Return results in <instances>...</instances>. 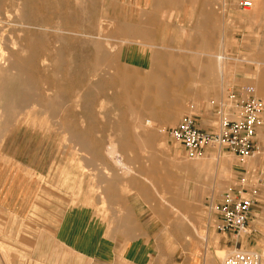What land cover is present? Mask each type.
I'll return each instance as SVG.
<instances>
[{
  "label": "rangeland",
  "instance_id": "rangeland-1",
  "mask_svg": "<svg viewBox=\"0 0 264 264\" xmlns=\"http://www.w3.org/2000/svg\"><path fill=\"white\" fill-rule=\"evenodd\" d=\"M55 1L56 0H36V3L38 2V5H40L41 7L40 9L42 10L41 15L43 16L42 17L43 20L47 18L48 21L51 20L52 22L51 21L48 22L47 19H45L44 20L45 22L44 21L43 22L44 24H46V26H42L41 25L42 19L40 22L35 18H31L30 20L31 22L35 23V25L34 23L31 25L33 26L32 30L35 31L33 32V34L32 33L30 34L32 36L37 35L38 34L37 32L40 29H43L39 31L38 35H41L44 39L43 48L38 51L39 53L41 52V54L37 52L36 55V59H37V60L35 59L36 66L34 65V67H31L30 69H27L23 72V75L25 74L24 76L33 79V82L29 88L33 92V94L36 95L37 97H34L26 102L24 101L21 102L18 100L8 101L9 96L17 97L21 95L22 90L16 87L15 85H11V83H9L11 76L17 73L16 70L14 69L8 71L0 70V109H1L0 113L6 111L4 112V115L3 114L0 115V121H1L0 152L3 151L10 152V154L23 153L26 155L27 159L30 161L31 164H33L34 167L35 165H37L36 168L37 170L33 167V170L37 174V185H38V191L35 196L34 204L32 206V210L34 214L39 209H50L54 211L53 213L55 215H57L59 212L63 211L64 208L75 206L77 204L96 206L100 211L107 214L110 213L111 210L120 211V209L128 203L131 204L146 203L148 206H150L151 208H155L159 212L165 211L171 215L170 219H172L171 221L173 223V240H172L173 264H188V257L190 256L188 253L189 250H191L192 248L194 250V254L196 253L198 254V256L205 258L207 262L206 264H209L208 262H210V264H221L223 259L217 260L214 258L215 260H210V255L213 256L216 253V250L218 251L219 249H221L225 251L224 252L225 253L224 257H225L229 252H231L234 249L233 246L234 240H232V246H231L228 239L222 238L219 234L215 232L216 215L210 208L209 203H213V204L217 203L218 199L216 198V195L231 187V183L233 185L234 180L236 179V172L233 169L234 165L236 164V160L228 151L219 148H211L206 152V154L203 157L197 159L188 158L184 154L182 146L176 143L175 141H173L167 134V129L175 126L177 122L184 115L195 114L196 110L200 108L202 101H206L211 97V95H208L209 90L200 87V85H202V80L200 78L198 79L197 73H194L192 75V78H190L189 82L187 83L184 81L182 82L185 86L187 84L193 86L192 88L186 87L188 95L185 94L186 93V89H184L185 87L173 89L171 90V95L168 97L169 99L166 98L165 99L166 102L165 101L163 102L165 104L162 103L163 105H161L162 106L161 108L160 106H158L160 109L157 107L160 110V112H158L155 116H148V115L144 116V119L146 120L145 121L146 127L147 128L150 127L152 131L150 133L154 138L153 145L151 147H148L144 145L142 140H137V144L134 143L135 145L124 146L123 143L125 142L127 143L129 141L132 142L131 134L137 136L138 134H140V132L135 133V130L134 132L124 131V125H125L124 122H126L128 118H125L124 116V108L121 101L119 100V98L117 99L116 97H114L116 96L113 95L114 90L110 88L112 87L113 77L116 75V73H124L127 71L126 72L127 75L132 74L134 77H139L141 75L145 76L150 69L149 65L146 66V68L144 69H140L132 65L131 63L126 62L124 58V53L130 47H132L135 42L140 43V41L138 39L135 40L133 36L134 20L136 19L137 22L139 21L140 10L135 9L133 7L134 5L133 0H71V2L70 0L69 1L57 0L56 3ZM205 1L208 2L209 4H212L215 7L213 11L220 17L219 18L220 24L218 25L220 31L219 36L224 37L225 39L224 41L226 44L228 42L227 41L228 38L231 37L233 30V26L230 25L229 16L227 15V12L229 11L227 7L229 4H232V2L239 3L240 5V2L243 0H205ZM250 1H252V7L245 8L243 12H249L252 14L255 13L256 17L254 15L252 17H254L255 20H257L258 29L252 33L253 40L251 44L253 47L248 49L247 52L244 54L232 56V59L235 60L234 67H232V75L241 73V76H239V78L241 79L232 81L231 83H229L230 85H246V84L252 85L250 81L251 80L250 77L253 78L255 70L257 69L258 66L264 67V59H263L264 58V17L262 18V20L260 19L261 15L262 14L264 15V0H257L259 3L256 0H255L256 2L254 0H250ZM23 3L24 0H0V17L5 18L3 19V21H5L3 23H5L7 27L3 33L6 34L4 35L5 38H7L6 40L8 45H11L10 43L11 40L17 39L14 40L16 42V45L13 48L14 51L17 50L18 52L17 59H20V57L24 53L23 51L21 52L19 46V44L21 45L20 36H22V34L20 33H22L21 31L25 27V24L21 19L24 8ZM27 3H28L27 5L28 7H30L33 10L36 9L34 1L27 0ZM49 5L51 6V8ZM74 7L76 8L74 9ZM82 7L84 10L81 9ZM85 10H86V14H85ZM48 12H50L49 15H47ZM62 15L63 16L66 15V16L63 17ZM66 18L67 20L65 21ZM142 18H143V14H142ZM92 19L95 20L93 21ZM16 21H18V23ZM71 21L74 22L73 23L74 25L71 23ZM99 21L110 22L111 26L112 27L114 26V28L119 26V30L117 33H113V34L111 33L110 35V30L113 29L112 27L109 28V31L104 30L102 31V33L101 32L100 33L102 35L101 37H105L109 39L108 42L111 43V45H114L115 47L120 46L121 49L117 54L113 50L109 51L110 54L109 59L112 63L113 68L110 71H108V73H98L96 78V76L94 77L92 75L93 71L91 70L90 67L91 60L94 55L93 43H98L102 46V48L104 47L105 50L107 51L109 50V48L106 45H104L105 44L104 40H102L101 38L99 39L98 36L99 31L97 30V23ZM62 22L63 23L65 22L68 25L75 26L74 28L76 29V31L75 33L73 32V34L75 35L68 34L67 31L66 33L65 31H58L57 24L62 25L63 24ZM85 22H87L86 23L87 25L90 24L89 26L91 28L89 26L87 27V25L84 24ZM50 23L52 24L50 25ZM112 23L114 25H112ZM82 24L86 28L85 29L86 31H88L89 33L91 32L89 36L92 38L88 37V35L87 38L85 35L83 36V34H81L84 28ZM166 28H167L166 32L158 33L156 40H153L151 42L152 46L150 51H155V52L165 51L166 53H168L170 57H167L166 59L168 60L165 62L170 63L171 68L177 70L182 68V66L180 65L185 66V64L181 61L182 58L179 56V54H181L180 51L182 50V42L186 40L188 33L185 29L179 26L172 25V26H166ZM14 29H15V33H14ZM58 33L59 35L64 36L63 37L64 39L61 42L55 41L56 36H59ZM74 36H78V37H74ZM65 37H67V39ZM72 38L73 41H71ZM51 42L52 43L54 42L55 44L54 43L51 44ZM71 42L73 44H71ZM74 42L77 44H75ZM60 43L61 45L62 44L63 45L61 46ZM83 43L85 44V47ZM146 44L149 45L150 41L146 42ZM161 45L163 46L161 47ZM56 48H61L59 50L61 53L63 52V54L61 55H63L64 57L62 56V58L72 68V69L70 68V71L68 70H67L68 72L54 71L53 60L56 55L55 53ZM70 49L73 50L70 51ZM225 49L226 47L224 45V49L223 48L219 49L217 52L214 53L213 56L214 58H211L214 64H215V58H218L219 54L223 55L226 58L223 62L224 64L222 63L223 60L220 59V63L222 64H220L219 69L217 68L218 70L215 69V76L217 79L220 73L223 76H225V74L227 76L230 73L229 72L230 69L226 67L229 64V60L227 58H229L230 56L228 54V50ZM195 51L196 50L190 51V54L196 56L197 51L196 52ZM176 53L178 55L173 56V54ZM47 58L50 59L48 60ZM165 62L163 61L162 63ZM72 64L74 65V67ZM175 72L176 73H173L172 76H180L181 74L180 71H175ZM65 77L68 78V82L66 81L67 78L65 79ZM104 77L105 79H103ZM110 77L112 80L109 79ZM61 78L64 79V81ZM46 79L47 80L49 79V81H46ZM86 80L87 82L84 83V81ZM242 80L244 81L246 80V81L244 82ZM70 81L71 82L74 81V82L70 83ZM62 83L64 85H62ZM71 84H73L72 86L75 89L71 87ZM84 86H86L84 91L85 95L82 96L84 98L81 97L79 101H76L75 95L79 94V91L83 92L82 90L84 89ZM59 87H61V89ZM78 88L80 89L82 88V89L78 90ZM68 89L71 90L68 92ZM191 89L193 92L191 91ZM103 90L105 91L103 92ZM106 90H108V93ZM59 91L63 96L62 101H64L62 102L61 106L53 103L52 100V98ZM217 91H215V93H217ZM47 93L50 94V96L52 97H50ZM87 93L89 94L93 93L94 95L93 94L89 95ZM223 93L225 94L224 91ZM256 93L258 92L255 91V94ZM85 96L86 97L88 96L87 98L90 97V99H87ZM257 96L264 101V97L262 95L259 94ZM213 97H220V95L215 94ZM80 101L83 102L80 103ZM109 101L111 103H108ZM170 101L171 102L179 101L180 104H182L181 108L173 110L171 115H169L170 110L172 109ZM89 102L91 105L89 104ZM79 103L80 106H82L81 108L79 105H77ZM93 103L94 105H92ZM62 107L64 109L62 115L65 117V121L69 122L68 123L69 127L73 129L76 128L77 131L81 130L86 132H67L60 129L59 117ZM110 107L112 108V112ZM117 109L120 111H117ZM37 111H38V115H37ZM88 113H90V115H88ZM83 114H87V116ZM3 120H6V122ZM2 121L6 123L5 127ZM108 125H110V127ZM100 126L101 128L107 127V129L102 128L103 129L102 130ZM135 126L138 127L139 124L136 123ZM2 127L5 129H3ZM117 127L118 129H116ZM111 128L115 130L113 131ZM261 128L262 129H260L257 138L262 147V151L254 159L248 160L245 166L247 168V173L242 175L243 177L245 176L246 182L249 185L257 187V191L255 193V198L257 201H256V206L252 210V215L249 218L247 233L243 234L241 238H239V243L242 245L243 250L254 251L258 253L260 256L264 250V124L262 125ZM74 133L79 135L81 138H83L82 140L84 142L87 141L85 142V144L87 145L85 151L78 150V146L73 140V135H75ZM87 136H90V138H88ZM96 142L99 145L100 144L101 145L98 146ZM111 142H113V145L115 146V147L113 146L114 151L112 155L109 154L108 152L109 148H111L112 145ZM120 144L122 146H120ZM95 146H97L98 148ZM119 146L121 147V149ZM88 149L90 153L88 152ZM84 152L87 153L84 154ZM213 156L214 157L217 156L222 159L223 162H221L220 166L210 167L207 164L208 163L207 161L211 159V157ZM115 157L117 160H121L123 158L121 161H123V164L125 163L127 165L124 164L125 167L122 165H118L115 162ZM124 160H126V162ZM180 162H182L183 164L182 163L179 164ZM126 166H128V169H131L133 172H135V174L131 170H125L127 168ZM201 171L204 172L203 178H200L199 176L197 177L195 175L197 172L200 173ZM217 171L220 172L217 173ZM156 173H158L159 175H157ZM215 173L218 174L217 179L215 177L217 174ZM173 174L176 177H174ZM136 175L137 178L135 177ZM138 175L142 178L138 177ZM172 179L174 181H172ZM166 182H169V185ZM127 184L130 185V187L131 185L146 186L147 191L150 194V200L149 201L146 200L145 199L146 197H144L143 194H140L138 192H132V193L128 191L126 192V190H129L130 188V187L127 188ZM164 184L165 186L163 187ZM185 228L188 229L191 236L194 238H190L188 237L189 235H185L184 233H182V230H184ZM193 230L196 231V234L193 233L194 232ZM197 232L199 234L198 236H197ZM186 237L190 239L189 242L187 240L185 241ZM204 239L206 240L204 241ZM11 252L12 251L6 248L4 245H0V256L4 260L5 258L11 256ZM13 252H15V250H13ZM30 260L31 259H29V261ZM158 260L159 259H157L155 263L152 264H158ZM33 264L36 263L34 262Z\"/></svg>",
  "mask_w": 264,
  "mask_h": 264
},
{
  "label": "crops",
  "instance_id": "crops-1",
  "mask_svg": "<svg viewBox=\"0 0 264 264\" xmlns=\"http://www.w3.org/2000/svg\"><path fill=\"white\" fill-rule=\"evenodd\" d=\"M133 3V7L140 10V19L138 22L135 19L133 26L134 39H138L140 43L135 42L124 53L125 61L140 69L150 66L154 53L149 47L152 44L147 45L146 42L156 40L158 33L167 31L166 26L173 25L185 29L188 34L182 42L179 54L185 64L182 65L184 69L182 68L181 72L186 78L184 82H189L194 73H199L198 79H202L200 87L209 90L208 95H211L208 100L202 101L194 114L199 117V126L207 128V122L212 117V101L225 99L231 90H237L240 86L252 87L248 84L229 83L241 79V73L232 75L235 61L232 56L244 54L253 47L252 33L258 29L257 20L252 17L255 14L243 12L239 3L229 4L227 15L233 30L225 44L224 37L219 36L220 17L213 11L215 7L205 0H133ZM263 17L262 14L260 19ZM152 24L153 27L156 25L154 31ZM206 29L210 33H207ZM224 45L230 56L226 66L230 73L223 76L219 72L217 79V67L211 58H214V53L219 49H224ZM194 50L197 51L196 56L189 53ZM157 53L159 58L170 57L165 51ZM253 89L255 91L254 87ZM215 94L220 97H213ZM233 157L236 160L233 168L236 179L231 186L236 185L238 178L247 173L245 166L248 160H251L239 161ZM33 167L23 153L0 152V245L12 251L11 256L5 260L0 256V264H152L157 259L158 264H173V223L168 212H159L146 203H128L120 211L111 210L107 214L96 206L82 204L64 208L57 215L50 209H39L34 214L32 206L38 185ZM34 168L36 169L37 165ZM195 175L203 178L204 172H197ZM129 187L127 184V188ZM140 187L131 185L126 192H138L149 201L147 187ZM223 192L216 195L218 201ZM215 232L217 233L216 229ZM219 235L227 239L222 234ZM188 254V264L207 263L204 257L194 254L193 248Z\"/></svg>",
  "mask_w": 264,
  "mask_h": 264
},
{
  "label": "bare ground",
  "instance_id": "bare-ground-1",
  "mask_svg": "<svg viewBox=\"0 0 264 264\" xmlns=\"http://www.w3.org/2000/svg\"><path fill=\"white\" fill-rule=\"evenodd\" d=\"M32 1H34L35 2V8L36 9H31L30 7H28L27 5H28V3H27V0H24V8H23V13H22V16H21V19H22V21H23V23L25 24V27H24V29L21 31L22 33H20V34H22V36H20L21 37V45L19 44V46H20V49H21V52L23 51L24 53H23V55L20 57V59H17V55H18V52H17V50L16 51H14L13 50V48L15 47V45H16V42L14 41V40H17V39H14V40H11L10 41V43H11V45H8L7 44V38H5V33H3L4 32V30L7 28L6 27V25H5V23H3V22H5V21H3V19H5L4 17L3 18H1L0 17V70H2V71H8V70H12V69H14V70H16L17 71V73L15 74V75H13V76H11V79L9 80V83H11V85H15L16 87H18V88H20L22 91H21V95H19V96H9L8 97V101L9 100H11V101H14V100H18V101H21V102H26V101H29V100H31L32 98H34V97H37L36 95H34L33 94V92L30 90V85L32 84V82H33V79H31V78H28L27 76H24L23 75V72L25 71V70H27V69H30L31 67H34V65H35V63H36V55H37V52L39 51V50H41L42 48H43V43H44V39H43V37L41 36V35H38L39 34V31H41V30H43V29H40L37 33V35H31L30 33H32L33 34V32L35 31H33L32 30V27L33 26H31L34 22H31L30 20H31V18H35L36 20H39V22L41 21V19H42V21H41V25L42 26H46V24H44V20L45 19H47V18H45L44 20H43V16L41 15L42 13H41V7H40V5H38V2L36 3V0H32ZM57 1V0H56ZM56 1H55V3H56ZM64 1V0H63ZM69 1V0H68ZM255 1V0H254ZM257 1V0H256ZM255 1V2H256ZM22 2V1H21ZM70 2H71V0H70ZM73 2V1H72ZM258 2V1H257ZM9 3V2H8ZM54 3V2H53ZM59 3V2H58ZM78 3V2H77ZM259 3V2H258ZM261 3V2H260ZM21 4V3H20ZM61 4H62V2H61ZM81 4V3H80ZM80 4H78V5H80ZM157 4V3H156ZM206 4V3H205ZM6 5V4H5ZM19 5V4H18ZM17 5V6H18ZM29 5H31V4H29ZM45 5V4H44ZM51 5V4H50ZM49 5V6H50ZM75 5H76V3H75ZM77 5V6H78ZM83 5V4H82ZM15 6V5H14ZM16 6V7H17ZM68 6V5H67ZM76 6V7H77ZM93 6H94V4H93ZM155 6V5H154ZM211 6V5H210ZM255 6V5H254ZM59 7V6H58ZM63 7V6H62ZM73 7V6H72ZM76 7H74V9L76 8ZM86 7V6H85ZM250 7H252V1H251V6ZM258 7V6H257ZM3 8H4V6H3ZM47 8V7H46ZM50 8H51V6H50ZM64 8H66V7H64ZM14 9V8H13ZM19 9V8H18ZM54 9V8H53ZM56 9V8H55ZM58 9V8H57ZM62 9V8H61ZM73 9V10H74ZM79 9V8H78ZM81 9H83V7L81 8ZM86 9V8H85ZM255 9V8H254ZM66 10V9H65ZM84 10V9H83ZM244 10V9H243ZM253 10V9H252ZM260 10H261V8H260ZM4 11V10H3ZM3 11H2V13H3ZM51 11V10H50ZM64 11V10H63ZM77 11V10H76ZM156 11V10H155ZM158 11V10H157ZM7 12H8V10H7ZM12 12V11H11ZM55 12V11H54ZM72 12V11H71ZM74 12V11H73ZM49 13L50 12H48V14L47 15H49ZM57 13H58V11H57ZM82 13V12H81ZM52 14H53V12H52ZM74 14V13H73ZM85 14H86V10H85ZM152 14H154V13H152ZM161 14V13H160ZM255 14V13H254ZM257 14V13H256ZM260 14V13H259ZM4 15V14H3ZM84 15V14H83ZM6 16V15H5ZM60 16H61V13H60ZM63 16V15H62ZM64 16H66V15H64ZM63 16V17H64ZM74 16H76V15H74ZM74 16H73V18H74ZM89 16H90V14H89ZM94 16V15H93ZM92 16V17H93ZM213 16V15H212ZM7 17V16H6ZM52 17V16H51ZM83 17V16H82ZM208 17V16H207ZM256 17V16H255ZM53 18V17H52ZM77 18V17H76ZM86 18V17H85ZM145 17H143V19H144ZM147 18V17H146ZM202 18H203V16H202ZM10 19H12V18H10ZM51 19V18H50ZM55 19H56V17H55ZM63 19V18H62ZM71 19H72V17H71ZM80 19V18H79ZM78 19V20H79ZM89 19V18H88ZM139 19H140V17H139ZM258 19V18H257ZM9 20V19H8ZM33 20V19H32ZM60 20V19H59ZM64 20V19H63ZM62 20V21H63ZM67 20V18L65 19V21ZM93 20V19H92ZM95 20V19H94ZM93 20V21H94ZM7 21V20H6ZM19 21V20H18ZM18 21H16L17 23H18ZM44 21V22H43ZM47 21H48V19H47ZM49 21H51V20H49ZM48 21V22H49ZM58 21V20H57ZM199 21V20H198ZM20 22V21H19ZM52 22V21H51ZM77 22V21H76ZM112 22V21H111ZM164 22V21H163ZM205 22V21H204ZM22 23V24H23ZM58 23V22H57ZM59 23H60V21H59ZM63 23V22H62ZM71 23L73 24L74 22H72L71 21ZM70 23V24H71ZM87 22H85L84 24H86ZM114 23V22H113ZM112 23V25H114ZM150 23V22H149ZM8 24V23H7ZM38 24V23H37ZM52 23H50V25H51ZM79 24V23H78ZM95 24V23H94ZM117 24V23H116ZM129 24V23H128ZM147 24V23H146ZM34 25H35V23H34ZM40 25V24H39ZM74 25V24H73ZM73 25H68L67 23H63L62 25H58L57 24V29H58V31H65V33H66V31L68 32V34H73V32L75 33V31H76V29L74 28L75 26H73ZM80 25V24H79ZM87 25V24H86ZM90 24H88L87 25V27L89 26ZM54 26H55V24H54ZM82 26H83V24H82ZM110 26V27H109ZM146 27H150V25L149 26H147V25H145ZM156 26V25H155ZM154 26V27H155ZM77 27H78V25H77ZM81 27V26H80ZM84 27V26H83ZM90 27V26H89ZM112 26H111V23L110 22H107V21H99L98 23H97V30L99 31V33H98V36H99V39L101 38L102 40H104V42H105V44L104 45H106L108 48H109V50L107 51V50H105L104 49V47L102 48V46L100 45V44H98V43H93L94 45H93V48H94V55H93V58H92V60H91V65H90V67H91V70L93 71V76L95 77L96 76V78H97V75H98V73H108V71H110L113 67H112V63H111V61H110V59H109V57H110V54H109V51L110 50H113L116 54L119 52V50L121 49L120 48V46L119 47H115L114 45H111V43H109L108 41H109V39L108 38H105V37H101L102 35H101V33H102V31H104V30H108L109 31V28H111ZM151 27H153V24H152V26ZM153 27V28H154ZM12 28H14V27H12ZM91 28V27H90ZM113 29L112 30H110V35H111V33L113 34V33H117L118 32V30H119V26L118 27H116V28H114V26L112 27ZM157 28V27H156ZM19 29V28H18ZM51 29H52V27H51ZM56 29V28H55ZM86 28L84 27L83 28V31L81 32V34H83V36L85 35L86 37H87V35H88V37H90L89 35H90V33L88 32V31H86L85 30ZM89 29V28H88ZM81 30V29H80ZM115 30H116V32H115ZM155 30V28L154 29H152V31H154ZM9 31V30H8ZM18 31V30H17ZM37 31V30H36ZM57 31V30H56ZM93 31V30H92ZM95 31V30H94ZM151 31V32H152ZM206 31H207V29H206ZM20 32V31H19ZM48 32V31H47ZM51 32V31H50ZM69 32H72V33H69ZM101 32V33H100ZM156 32V31H155ZM203 32V31H202ZM14 33H15V29H14ZM41 33V32H40ZM49 33V32H48ZM89 33V34H88ZM108 33V32H107ZM153 33V32H152ZM204 33V32H203ZM207 33H210V32H208L207 31ZM212 33V32H211ZM5 34V35H4ZM13 34V33H12ZM19 34V33H18ZM80 34V33H79ZM154 34V33H153ZM48 35V34H47ZM51 35V34H50ZM58 35H59V33H58ZM73 35H75V34H73ZM94 35V34H93ZM210 35V34H209ZM206 36V35H205ZM11 37H13V36H11ZM16 37H17V35H16ZM64 36L63 35H59V36H56V39H55V41L56 42H61L64 38H63ZM73 37V36H72ZM74 37H78V36H74ZM87 37V38H88ZM109 37H111V36H109ZM66 39H67V37H65ZM69 38H71V37H69ZM90 38H92V37H90ZM96 38V37H95ZM111 38H113V37H111ZM195 38V37H194ZM207 38V37H206ZM211 38V37H210ZM209 38V39H210ZM215 38V37H214ZM9 39V38H8ZM94 39V38H93ZM120 39H122V38H120ZM212 39V38H211ZM49 40V39H48ZM71 40V39H70ZM85 40H87V39H85ZM213 41H214V39H212ZM53 41V40H52ZM69 41V40H68ZM71 41H73V38H72V40ZM90 41V40H89ZM98 41V40H97ZM111 41V40H110ZM115 41V40H114ZM125 41V40H124ZM194 41L196 42L197 40H195L194 39ZM18 42H19V40H18ZM67 42V41H66ZM92 42H93V40H92ZM99 42V41H98ZM199 42V41H198ZM50 43V42H49ZM54 43V42H53ZM52 42H51V44H53ZM65 43V42H64ZM75 43V42H74ZM85 43V42H84ZM83 43V44H84ZM116 43V42H115ZM209 43H211V42H209ZM55 44V43H54ZM67 44V43H66ZM71 44H73L72 42H71ZM70 44V45H71ZM75 44H77V43H75ZM151 44V43H150ZM197 44V43H196ZM211 44H213V43H211ZM60 45H61V43H60ZM63 45V44H62ZM61 45V46H62ZM122 45V44H121ZM154 45H156V44H154ZM167 45V44H166ZM166 45H164V46H166ZM45 46H46V44H45ZM50 46V45H49ZM90 46V45H89ZM163 45H161V47H162ZM84 47H85V44H84ZM146 47V46H145ZM149 47H151V46H149ZM159 47V46H158ZM157 47V48H158ZM169 47V46H168ZM195 47V46H194ZM218 47V46H217ZM54 48V47H53ZM52 48V49H53ZM66 48H67V46H66ZM69 48H71V47H69ZM186 48V47H185ZM59 49H61V48H56V55H55V58H54V60H53V69H54V71H56V72H59V71H66V72H68V71H70V68H71V66H69L65 61H64V59L62 58V56L63 55H61V54H63V52L61 53L60 52V50ZM88 49V48H87ZM86 49V50H87ZM90 49V48H89ZM166 49V48H165ZM175 49V48H174ZM177 49V48H176ZM73 50V49H72ZM71 49H70V51H72ZM153 50V49H152ZM181 50V49H180ZM192 50V49H191ZM198 50V49H197ZM92 51V50H91ZM174 51V50H173ZM177 51V50H176ZM199 51V50H198ZM175 52V51H174ZM181 52V51H180ZM189 52V51H188ZM187 52V53H188ZM196 52V51H195ZM39 53V52H38ZM84 53V52H83ZM152 53H154V56H153V60H152V62H151V64H150V69H149V71H148V73L145 75V76H139V77H134L132 74L130 75H127V71L126 72H124V73H116V75L113 77V84H112V87L110 88V89H113L114 90V94L113 95H116V96H114V97H116L117 99L119 98V100L121 101V103H122V105H123V108H124V116H125V118H128V120L126 121V122H124L125 123V125H124V131L125 132H134V130H135V133L136 132H140V134H138L137 136H134L133 134H131V138H132V142H125V143H123L124 144V146H128V145H135V144H137V140H142V142L144 143V145L145 146H148V147H151L152 145H153V143H154V138L152 137V134L150 133V132H152L151 131V129H150V127H146V124H145V119H144V116H155L158 112H160V108L162 107L161 105H163V104H165V103H163L164 101H165V99L166 98H168L170 95H171V90H173V89H177V88H184V84L182 83L186 78H184V76H182V74H180V76H172L173 75V73H176L175 71H180V73L182 72V68L184 67H182V68H180V69H177V70H175V69H173V68H171V66H170V63H166L165 61H167L168 59H166V58H159V57H157L156 56V54H158L157 52H153L152 51ZM151 53V54H152ZM190 53V52H189ZM211 53H213V52H211ZM39 54H41V52L39 53ZM47 54V53H46ZM46 54H44V55H46ZM86 54H88V53H86ZM177 54V53H176ZM66 55V54H65ZM178 55V54H177ZM196 55H197V53H196ZM42 56V55H41ZM90 56V55H89ZM181 56V55H180ZM44 57V56H43ZM47 57V56H46ZM50 57V56H49ZM64 57V56H63ZM164 57V56H163ZM16 58V59H15ZM38 58V57H37ZM67 58V57H66ZM88 58V57H87ZM36 59V60H35ZM40 59V58H39ZM48 59V58H47ZM50 59V58H49ZM48 59V60H49ZM71 59V58H70ZM202 59H203V57H202ZM220 59L221 60H223L222 61V63L224 62V60L226 59L223 55H221V54H219V57L218 58H215V64H216V67L217 68H219V66H220V64H222V63H220ZM228 59V58H227ZM264 59V58H263ZM43 60H44V58H43ZM201 60V59H200ZM200 60H199V62H200ZM204 60V59H203ZM45 61H46V59H45ZM68 61V60H67ZM70 61V60H69ZM165 62V63H162V62ZM208 61V60H207ZM207 61H205V63L207 62ZM69 63V62H68ZM184 63V62H183ZM204 63V62H203ZM41 64H44V63H41ZM74 64V63H73ZM72 64V65H73ZM89 64V63H88ZM224 64V63H223ZM47 65V64H46ZM259 65V64H258ZM36 66V65H35ZM180 66H182V65H180ZM40 67V66H39ZM73 67H74V65H73ZM89 67V68H90ZM50 68H51V66H50ZM86 68H88V67H86ZM117 68V67H116ZM128 68H130V67H128ZM194 68V67H193ZM38 69V68H37ZM72 69V68H71ZM184 69V68H183ZM238 69V68H237ZM68 70V71H67ZM186 70V69H185ZM192 70V69H191ZM86 71V70H85ZM91 71V72H92ZM141 71V70H140ZM194 71V70H193ZM13 72V71H12ZM200 72V71H199ZM252 72V71H251ZM51 73V72H50ZM87 73V72H86ZM89 73V72H88ZM145 73V72H144ZM187 73V72H186ZM186 73H184V74H186ZM42 74V73H41ZM70 74V73H69ZM142 74V73H141ZM251 74H253V73H251ZM47 75V74H46ZM61 75V74H60ZM63 75V74H62ZM86 75H88V74H86ZM100 75V74H99ZM198 75H199V73H198ZM197 75V76H198ZM203 75V74H202ZM42 76V75H41ZM103 76V75H102ZM110 76V75H109ZM108 76V77H109ZM186 76V75H185ZM187 76H189L188 74H187ZM196 76V75H195ZM92 77V76H91ZM108 77H107V79H108ZM202 77V76H201ZM62 78H63V76H62ZM61 78V79H62ZM67 77H65V79H66ZM85 78V77H84ZM99 78H101V77H99ZM58 79V78H57ZM60 79V80H61ZM71 79H73V78H71ZM70 79V80H71ZM103 79H105V77L103 78ZM102 79V80H103ZM106 79V80H107ZM110 80H112L111 79V77L109 78ZM189 79V78H188ZM201 79V78H200ZM250 81H251V84L253 85L252 87H254L256 90L255 91H257L260 95H262L263 97H264V67H257V69L255 70V73H254V76H253V78L252 77H250ZM63 81H64V79H62ZM82 80H83V78H82ZM81 80V81H82ZM93 80V79H92ZM92 80H90V81H92ZM99 80V79H98ZM202 80V79H201ZM46 81H49V79L47 80L46 79ZM58 81V80H57ZM56 81V82H57ZM67 82H68V78H67V80H66ZM204 81V80H203ZM242 81H244V80H242ZM246 81V80H245ZM244 81V82H245ZM74 82V81H73ZM73 82H71L70 81V83H73ZM83 82V81H82ZM81 82V83H82ZM85 82H87V80L86 81H84V83ZM187 82V81H186ZM198 82V81H197ZM39 83V82H38ZM95 83V82H94ZM94 83H93V85H94ZM109 83V82H108ZM111 83V82H110ZM204 83V82H203ZM92 84V83H91ZM100 84V83H99ZM104 84V83H103ZM107 84V83H106ZM55 85V84H54ZM62 85H64L63 83H62ZM65 85H66V83H65ZM73 84H71V87H73L72 86ZM75 85V84H74ZM81 85V84H80ZM80 85H79V87H80ZM105 85V84H104ZM110 85V84H109ZM188 85V84H187ZM35 86V85H34ZM43 86V85H42ZM57 86H58V84H57ZM60 86V85H59ZM70 86V85H69ZM76 86V85H75ZM77 86H78V84H77ZM82 86V85H81ZM88 86V85H87ZM111 86V85H110ZM53 87V86H52ZM85 87L86 86H84V89L82 90L83 92H80L79 91V94H77V95H75V100L76 101H79L80 100V98L82 97V96H84L85 94H84V91H85ZM108 87V86H107ZM187 87V86H186ZM186 87L184 88V89H186ZM44 88H46V87H44ZM43 88V89H44ZM50 88V87H49ZM57 88V87H56ZM60 89H61V87H59ZM64 88V87H63ZM74 88V87H73ZM96 88V87H95ZM72 89V88H71ZM70 89V90H71ZM75 89V88H74ZM80 88H78V90H79ZM82 89V88H81ZM80 89V90H81ZM100 89V88H99ZM105 89V88H104ZM194 89V88H193ZM64 90H66V89H64ZM69 89H68V92L70 91ZM90 90H92V89H90ZM95 90V89H94ZM102 90V89H101ZM50 91V90H49ZM88 91V90H87ZM97 91H99V90H97ZM105 90H103V92H104ZM107 91V93H108V90H106ZM175 91H177V90H175ZM185 91V90H184ZM191 91H192V89H191ZM40 92V91H39ZM75 92V91H74ZM90 92V91H89ZM92 92V91H91ZM113 92V91H112ZM111 92V93H112ZM193 92V91H192ZM45 93H46V90H45ZM50 93V92H49ZM52 93V92H51ZM61 93H62V90H61ZM60 93V91L59 92H57V94L52 98V100H53V103H55V104H57V105H62V102H64V101H62L63 100V96H62V94ZM64 93V92H63ZM78 93V92H77ZM94 93V92H93ZM93 93H90V94H93ZM177 93V92H176ZM258 93H256L257 95H259ZM48 94V93H47ZM74 94V93H73ZM87 94H89V93H87ZM89 94V95H90ZM178 94V93H177ZM177 94H175V95H177ZM185 94H187V89H186V93ZM49 96H50V94H48ZM52 95V94H51ZM68 95V94H67ZM70 95V94H69ZM94 95V94H93ZM97 95V94H96ZM100 95V94H99ZM188 95V94H187ZM192 95V94H191ZM46 96V95H45ZM71 96V95H70ZM107 96H109V95H107ZM50 97H52V96H50ZM66 97V96H65ZM64 97V98H65ZM86 97V96H85ZM88 97V96H87ZM86 97V98H87ZM95 97H97V96H95ZM178 97V96H177ZM68 98V97H67ZM66 98V99H67ZM72 98V97H71ZM74 98V97H73ZM82 98H84V97H82ZM108 98V97H107ZM36 99V98H35ZM87 99H90V97L89 98H87ZM97 99V98H96ZM99 99V98H98ZM169 99V98H168ZM177 99V98H176ZM65 100V99H64ZM68 100V99H67ZM71 100V99H70ZM70 100H69V102H70ZM94 100V99H93ZM118 100V101H119ZM39 101V100H38ZM48 101V100H47ZM90 101V100H89ZM172 101V100H171ZM170 101V103H171V110H170V113H169V115H171V113H172V111L173 110H176V109H180L181 108V105L182 104H180V100L179 101H174V102H171ZM83 102V101H82ZM81 101H80V103H82ZM95 102H96V100H95ZM166 102V101H165ZM80 103L79 104H77V105H79L80 106ZM99 103V102H98ZM108 103H111L110 101L108 102ZM163 103V104H162ZM169 103V104H170ZM89 104H90V102H89ZM168 104V105H169ZM86 105V104H85ZM91 105V104H90ZM89 105V106H90ZM92 105H94V103L92 104ZM103 105V104H102ZM115 105V104H114ZM73 106V105H72ZM83 106H84V104H83ZM158 106H160V108L158 107ZM166 106V105H165ZM82 106H80V108H81ZM101 107H103V106H101ZM116 107V106H115ZM114 107V108H115ZM159 109H158V108ZM164 107V106H163ZM88 108V107H87ZM113 108V109H114ZM166 108V107H165ZM73 109V108H72ZM86 109V108H85ZM110 109H111V112H112V108L110 107ZM28 110V109H27ZM43 110V109H42ZM63 107H62V109H61V113H60V117H59V127H60V129H62L63 131H67V132H86V131H77L76 130V128H71V127H69V125H68V123L69 122H66L65 121V117L62 115L63 114ZM69 110V109H68ZM75 110V109H74ZM83 110V109H82ZM92 110V109H91ZM94 110H95V108H94ZM98 110V109H97ZM99 110H100V108H99ZM163 110V109H162ZM166 110V109H165ZM0 111H1V109H0ZM8 111V110H7ZM14 111V110H13ZM39 111V110H38ZM38 111H37V115H38ZM73 111V110H72ZM81 111V110H80ZM117 111H120V110H118L117 109ZM4 112H6V111H3V113L1 112L0 113V115L1 114H3L4 115ZM10 112V111H9ZM8 112V113H9ZM90 112V111H89ZM98 112V111H97ZM96 112V113H97ZM26 113V112H25ZM94 113V112H93ZM165 113V112H164ZM6 114V113H5ZM11 114V113H10ZM28 114V113H27ZM109 114V113H108ZM168 114V113H167ZM2 115V116H3ZM12 115V114H11ZM15 115V114H14ZM83 115H85V116H87V114H83ZM88 115H90V113H88ZM93 115V114H92ZM95 115V114H94ZM123 115V114H122ZM159 115V114H158ZM161 115H163V114H161ZM8 116H9V114H8ZM74 116V115H73ZM121 116V115H120ZM160 116V115H159ZM56 117H57V115H56ZM77 117V116H76ZM105 117V116H104ZM122 117V116H121ZM169 117V116H168ZM9 118H10V116H9ZM14 118V117H13ZM83 118H84V116H83ZM2 119H5V118H2ZM1 119V120H2ZM8 119V118H7ZM121 120H123V119H121ZM3 121H5L6 122V120H3ZM2 121V122H3ZM8 121V120H7ZM93 121H95V120H93ZM150 121V120H149ZM5 122H3L4 124V127L6 126L5 124ZM151 122V121H150ZM0 123H1V121H0ZM88 123V122H87ZM96 123V122H95ZM136 123H138L139 124V126L137 127V126H135V124ZM98 124V123H97ZM2 125V124H1ZM2 125V126H3ZM89 125V124H88ZM99 125V124H98ZM113 125V124H112ZM147 125H150V124H147ZM107 126V125H106ZM109 127H110V125H108ZM73 127V126H72ZM3 128V127H2ZM100 128H101V126H100ZM102 128H105V129H107V127H102ZM101 128V129H102ZM122 128H123V126H122ZM136 128H137V130H136ZM1 129V128H0ZM3 129H5V128H3ZM88 129V128H87ZM104 129V130H105ZM112 129V128H111ZM116 129H118V127L116 128ZM89 130V129H88ZM103 130V129H102ZM113 130V129H112ZM115 130V129H114ZM113 130V131H114ZM100 131V130H99ZM118 131V130H117ZM123 131V130H122ZM90 132V131H89ZM4 134V133H3ZM75 134V133H74ZM125 134V133H124ZM111 135V134H110ZM113 135V134H112ZM126 135V134H125ZM124 136V135H123ZM2 137H4V136H2ZM64 137V136H63ZM83 137V136H82ZM88 138H90V136H87ZM125 137V136H124ZM124 137H122V138H124ZM135 137H136V139H135ZM107 138V137H106ZM110 138V137H109ZM108 138V139H109ZM120 138V137H119ZM83 138H81L79 135H77V134H75V135H73V140H74V142L76 143V145L78 146V150H80V151H82V150H84L85 151V149L87 148V145L85 144V142H87V141H83L82 140ZM87 139V138H86ZM102 139V138H101ZM103 140V139H102ZM117 140V139H116ZM120 140V139H119ZM94 141H95V138H94ZM104 141V140H103ZM108 141V140H107ZM114 141H115V139H114ZM91 143V142H90ZM93 143V142H92ZM97 143V142H96ZM101 143H103V142H101ZM112 143V145H111V148H109V146H108V148H109V150H108V152H109V154H113V142H111ZM135 143V144H134ZM95 144V143H94ZM104 144H106V143H104ZM115 144V143H114ZM97 145L98 146H100L98 143H97ZM106 145H108V144H106ZM110 145V144H109ZM120 146H122L121 144H120ZM119 146V147H120ZM93 147V146H92ZM95 147H97V146H95ZM102 147V146H101ZM115 147V146H114ZM157 147V146H156ZM98 148V147H97ZM127 148V147H126ZM100 149V148H99ZM103 149V148H102ZM117 149V148H116ZM120 149H121V147H120ZM123 149H124V147H123ZM133 149V148H132ZM156 149V148H155ZM96 150V149H95ZM104 150V149H103ZM146 150V149H145ZM91 151V150H90ZM94 151V150H93ZM93 151H92V153H93ZM97 151V150H96ZM117 151V150H116ZM157 151V150H156ZM159 151V150H158ZM88 152H89V149H88ZM155 152V151H154ZM160 152V151H159ZM85 153H87V152H84V154ZM90 153V152H89ZM88 153V154H89ZM145 153V152H144ZM95 154V153H94ZM99 154V153H98ZM97 155V154H96ZM146 155V154H145ZM93 156H95V155H93ZM144 156V155H143ZM90 157V156H89ZM110 157V156H109ZM96 158V157H95ZM103 158V157H102ZM114 158V157H113ZM161 158V157H160ZM163 158V157H162ZM165 158V157H164ZM105 159V158H104ZM123 159V158H122ZM121 159V160H122ZM127 159V158H126ZM121 160H117L116 159V157H115V162L118 164V165H122V166H124V164H123V161H121ZM128 160V159H127ZM167 160V159H166ZM106 161V160H105ZM125 162H126V160H124ZM159 161V160H158ZM90 162V161H89ZM104 162V161H103ZM184 162V161H183ZM208 163V165L211 167V166H220L221 165V162H223L222 161V159L221 158H219V157H211V159H209L208 161H207ZM91 163H92V160H91ZM105 163V162H104ZM114 163V162H113ZM160 163H162V162H160ZM160 163H158V164H160ZM182 162H180L179 164H181ZM158 164H157V166H158ZM183 164V163H182ZM109 165V164H108ZM125 165H127V164H125ZM140 165V164H139ZM165 165V164H164ZM167 165V164H166ZM147 166V165H146ZM169 166V165H168ZM184 166V165H183ZM125 167V166H124ZM127 168L125 169V170H131V169H128V166H126ZM141 167V166H140ZM182 167V166H181ZM161 168V167H160ZM159 168V169H160ZM163 168H164V166H163ZM169 168V167H168ZM185 168V167H184ZM190 168V167H189ZM149 169V168H148ZM167 169V168H166ZM183 169V168H182ZM124 170V169H123ZM164 170V169H163ZM168 170V169H167ZM132 171V170H131ZM107 172V171H106ZM133 172V171H132ZM147 172H149V171H147ZM158 172V171H157ZM166 172V171H165ZM168 172V171H167ZM172 172V171H171ZM220 171H217V173H219ZM120 173V172H119ZM134 174H135V172H133ZM146 173V172H145ZM154 173V172H153ZM160 173V172H159ZM162 173V172H161ZM164 173V172H163ZM170 173V172H169ZM217 173H215V174H217ZM148 174V173H147ZM157 175H159L158 173H156ZM167 174V173H166ZM171 174V173H170ZM94 175H95V173H94ZM126 175V174H125ZM141 175V174H140ZM144 175V174H143ZM164 175V174H163ZM163 175H161V176H163ZM168 175V174H167ZM161 176H160V179H161ZM173 176H174V174H173ZM136 178H137V175L135 176ZM138 177H140L139 175H138ZM168 177V176H167ZM172 177V176H171ZM174 177H176V176H174ZM216 177V179L218 178V174L215 176ZM140 178H142V177H140ZM154 178V177H153ZM163 178V177H162ZM169 178V177H168ZM176 179V178H175ZM164 180H166V179H164ZM125 181V180H124ZM172 181H174L173 179H172ZM178 181V180H177ZM165 182V181H164ZM163 182V183H164ZM166 183H168V185H169V182H166ZM161 184V183H160ZM174 184V183H173ZM178 184V183H177ZM175 185V184H174ZM165 186V184L163 185V187ZM167 186V185H166ZM139 187H140V185H139ZM141 188V187H140ZM165 188H167V187H165ZM171 188V187H170ZM138 189V188H137ZM168 189H169V187H168ZM167 190V189H166ZM173 190V189H172ZM171 190V191H172ZM169 191V190H168ZM166 192V191H165ZM179 192V191H178ZM173 193V192H172ZM180 193V192H179ZM175 200H177V199H175ZM177 205H179V204H177ZM181 206V205H180ZM183 207V206H182ZM180 208V207H179ZM189 208V207H188ZM184 212V211H183ZM185 214V213H184ZM185 216V215H184ZM194 231V230H193ZM182 233H184L185 235H189L188 237H190V238H194V237H192L191 236V234H190V232L188 231V229H184V230H182ZM193 233H195L196 234V231H194ZM205 234V233H204ZM199 234H198V232H197V236H198ZM203 236V235H202ZM188 237H186L185 238V241L187 240L188 242H189V238ZM200 237V236H199ZM206 239H204V241H205ZM215 252V251H214ZM225 251L224 250H221V249H219L218 251L216 250V253L212 256V255H210V260H215V259H217V260H222L223 258H224V253ZM261 257H262V260H263V262H264V250H263V252L261 253ZM215 258V259H214Z\"/></svg>",
  "mask_w": 264,
  "mask_h": 264
},
{
  "label": "built area",
  "instance_id": "built-area-1",
  "mask_svg": "<svg viewBox=\"0 0 264 264\" xmlns=\"http://www.w3.org/2000/svg\"><path fill=\"white\" fill-rule=\"evenodd\" d=\"M242 9L251 6L250 0L240 2ZM211 115L207 128L198 124V116L184 115L175 126L167 129V134L182 146L184 154L191 159L204 155L206 150L219 148L228 151L239 161L254 159L262 147L258 141V131L264 124V101L255 94L253 87L240 86L231 90L223 100L210 103ZM256 186L241 177L237 184L221 194L220 200L210 204L216 215L217 233L225 236L234 249L221 264H264L262 257L242 249L239 238L247 233L249 218L256 206Z\"/></svg>",
  "mask_w": 264,
  "mask_h": 264
}]
</instances>
